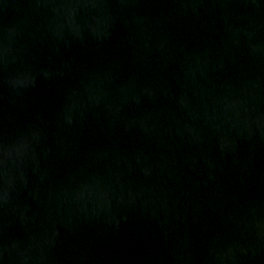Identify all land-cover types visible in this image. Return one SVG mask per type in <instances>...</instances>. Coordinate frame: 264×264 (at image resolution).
Instances as JSON below:
<instances>
[{
  "label": "water",
  "instance_id": "water-1",
  "mask_svg": "<svg viewBox=\"0 0 264 264\" xmlns=\"http://www.w3.org/2000/svg\"><path fill=\"white\" fill-rule=\"evenodd\" d=\"M0 264H264V0H0Z\"/></svg>",
  "mask_w": 264,
  "mask_h": 264
}]
</instances>
